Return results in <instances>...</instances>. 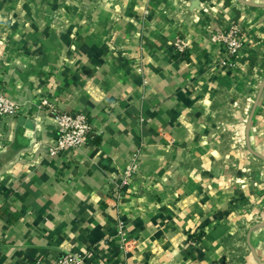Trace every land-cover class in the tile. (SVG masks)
Masks as SVG:
<instances>
[{
	"label": "crops",
	"instance_id": "crops-1",
	"mask_svg": "<svg viewBox=\"0 0 264 264\" xmlns=\"http://www.w3.org/2000/svg\"><path fill=\"white\" fill-rule=\"evenodd\" d=\"M95 1L0 0V94L22 108L0 116V264H231L241 214L264 221V0ZM232 27L234 56L212 41ZM43 100L89 116L77 156L49 155ZM263 241L247 228L248 264Z\"/></svg>",
	"mask_w": 264,
	"mask_h": 264
},
{
	"label": "built area",
	"instance_id": "built-area-1",
	"mask_svg": "<svg viewBox=\"0 0 264 264\" xmlns=\"http://www.w3.org/2000/svg\"><path fill=\"white\" fill-rule=\"evenodd\" d=\"M212 41L226 45L231 55H236L242 48V36L238 27L229 28L223 33H215ZM175 46L179 52H185L188 45L183 40H176ZM42 107H47V112L52 114L55 122L56 137L48 146L51 157H67L68 160L78 155L92 140L93 127L88 115L84 113H61L48 100L41 102ZM21 106L5 94H0V116L17 118L21 114ZM130 172L127 173V177ZM120 238L122 246L128 250L132 242L127 238L124 228L125 222L120 221ZM54 264H89V252L66 251Z\"/></svg>",
	"mask_w": 264,
	"mask_h": 264
},
{
	"label": "rangeland",
	"instance_id": "rangeland-1",
	"mask_svg": "<svg viewBox=\"0 0 264 264\" xmlns=\"http://www.w3.org/2000/svg\"><path fill=\"white\" fill-rule=\"evenodd\" d=\"M103 2L104 0H96L95 2ZM105 1H109V0H105ZM243 50V49H242ZM241 50V51H242ZM228 129H230V131L228 129H226V134L229 135H234L235 133V128H233L232 126L228 125L227 126ZM232 131V132H231ZM229 132V133H228ZM239 132V131H237ZM244 134L240 135L239 140L237 142V145H241L244 146ZM233 144H234V140H233ZM242 218H244V220L246 221V224L242 225L240 228V232L238 231L233 237H232V249L235 251L232 253V255L230 256V263L231 264H248V257L249 255L252 253V249L250 247L249 244L246 243V236H247V228H250V233L257 228H262L264 227V221L262 220L261 217H258L257 214H253L251 212L248 213H243L241 214ZM249 238L250 240V234L247 237V239ZM263 247H264V241H263ZM262 247V250L264 251V248ZM252 256V254H251ZM256 261L258 262V264H263V259L264 256H261L259 253L257 255V257H255Z\"/></svg>",
	"mask_w": 264,
	"mask_h": 264
},
{
	"label": "water",
	"instance_id": "water-1",
	"mask_svg": "<svg viewBox=\"0 0 264 264\" xmlns=\"http://www.w3.org/2000/svg\"><path fill=\"white\" fill-rule=\"evenodd\" d=\"M252 116H253V115H252ZM251 120H252V117H251L250 120H249V124H248L249 126H250V124H251ZM263 225H264V224H263Z\"/></svg>",
	"mask_w": 264,
	"mask_h": 264
}]
</instances>
